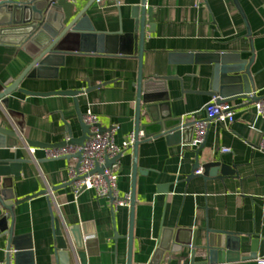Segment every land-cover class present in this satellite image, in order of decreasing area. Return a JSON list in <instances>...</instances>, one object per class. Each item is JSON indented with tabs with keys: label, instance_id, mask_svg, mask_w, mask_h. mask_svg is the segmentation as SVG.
<instances>
[{
	"label": "crops",
	"instance_id": "0c3cea01",
	"mask_svg": "<svg viewBox=\"0 0 264 264\" xmlns=\"http://www.w3.org/2000/svg\"><path fill=\"white\" fill-rule=\"evenodd\" d=\"M29 1V0H28ZM79 8L90 0H76ZM239 3L244 16L237 7ZM152 10L146 18L143 75L172 77L157 86L166 95L163 109L189 121L207 120L203 144H173L164 136L141 142L137 162L140 171L133 182L134 149L126 150L117 163L121 195L135 190V205L112 211L111 201L97 199L93 190L74 193L69 167L75 158L50 159L46 148L32 147L27 140L62 143L68 137L66 123L74 137H81L73 98L70 96H29L15 92L9 109L21 113L15 118L0 104V125L24 123L18 146L0 147V160L14 157L29 160L14 178L16 195L24 200L11 211L15 235L29 236L33 255L22 256L21 264H81L79 259L59 257L62 238L74 242L71 230L96 242L97 253L87 255L86 264H129V236L132 232V264L153 261L165 229L180 231V240L203 245L209 230L238 235V248H224L223 261L209 262L199 248L192 259V246L174 244L159 264H258L264 239V152L259 146L264 135V117L255 102L232 101L233 122L208 120L205 106L214 100L205 94L210 87L214 65L193 60L192 54H235L249 63L254 90L264 96V0H146ZM142 0H96L87 15L96 31L132 33V9ZM246 18V20H245ZM247 21V23H246ZM138 53L132 56L70 52L57 77L25 79L21 86L36 92L81 90L104 84L78 96L83 113L96 114L107 129L117 126L115 141L122 145L135 132ZM32 61L22 47L0 45V81L16 79ZM197 61V62H196ZM181 80L178 79V78ZM184 89V92L182 91ZM168 109V111H167ZM143 114H146L144 112ZM145 118L143 119V122ZM17 129V128H16ZM195 138V133H194ZM35 148L31 154L29 148ZM228 147L230 152L223 153ZM199 150V153L197 152ZM212 161L228 165L231 172L216 176L195 172V166ZM135 186V187H134ZM50 190L52 194L49 195ZM172 234V233H171ZM171 236V235H170ZM251 239L258 240L253 255ZM86 250V249H85ZM13 251L0 237V264ZM219 258V256H218ZM32 259V263H31ZM15 264V261L12 262Z\"/></svg>",
	"mask_w": 264,
	"mask_h": 264
},
{
	"label": "water",
	"instance_id": "95a60500",
	"mask_svg": "<svg viewBox=\"0 0 264 264\" xmlns=\"http://www.w3.org/2000/svg\"><path fill=\"white\" fill-rule=\"evenodd\" d=\"M96 0H90L89 4L79 8L76 0H2L0 2V45H14L22 47L32 58V61L25 70L16 79H10L7 82L0 81V104L6 110V113L15 118L21 116V113L9 109L10 96L19 92L29 96H51L64 95L73 98L75 110L78 116L79 125L81 126V137H74L71 125L66 123L68 140L62 143L48 144L33 140H27L32 147L54 148L64 147L66 145H84L89 137V126L84 122V113L80 109L78 96L87 93L96 88L102 87L106 83L96 86H89L81 90L36 92L28 90L21 86L25 79H48L57 77L59 68L65 64L66 55L72 52L96 53L109 55L132 56L138 53L139 68L137 79V100L135 115V136L136 140L132 147L134 149V167L133 182L135 185L137 173L140 171L137 162L138 147L141 142L150 140L157 136H164L173 144H190L194 139L195 122L186 118L175 117L171 112L163 109V102L168 101L166 95L158 94L157 86L165 85L172 77H150L144 78L143 61H144V44L146 38V18L151 19L150 8H147L146 0H142L140 5L132 9V16L135 19V29L132 33H108L96 31L90 23L87 15L88 9ZM237 7L244 16V13L236 1ZM245 17V16H244ZM246 20V18H245ZM247 23V21H246ZM193 60H208L214 65L213 76L211 77L210 87L205 94L216 98L218 103L232 102L238 99L256 102L264 96L250 97L254 90V81L249 63L240 62L238 55L235 54H192ZM196 61V62H197ZM178 78V77H177ZM179 79V78H178ZM180 80V79H179ZM181 82V80H180ZM182 84V82H181ZM161 87V86H160ZM184 92V89H182ZM168 111V109H167ZM146 112V114H143ZM145 121L143 122V119ZM208 120H212L208 118ZM15 127H5L0 125V147H16L21 139V133L24 129V123L16 120ZM143 131V136L139 133ZM199 153V150H197ZM123 153L115 158L106 159L104 166L97 167L94 172L102 173L105 168L112 167L118 162ZM78 161L82 159V153L78 152L74 156ZM29 160L14 157L11 159L0 160V237L5 236L7 247L13 253L8 256L7 261L2 264L22 263V256L29 255L32 257V243L29 236L15 235L13 223L9 224L11 211L24 200H30L38 195L46 194V191L37 195L27 196L20 199L16 195L14 188V178L21 175L22 165ZM195 172L202 169L200 174L216 176L219 171L222 173L231 172L228 165L221 161H212L195 166ZM72 182L67 183L71 185ZM135 187V186H134ZM135 205V190L132 192V212ZM115 216V210L112 207ZM54 226L57 235L61 239L60 249L64 250L59 253V257L66 260L67 256L79 259L81 264H86L87 255L97 253L94 247L96 242L91 238H83L78 233V228L71 230L74 239L72 244L66 243L62 238V230L58 219L53 215ZM172 233V234H171ZM175 229H165L160 239L158 248L154 254L153 261L149 264H159L164 254L170 250H179L181 244L192 246V259L197 249L206 250L209 262L224 260L223 249H231L233 245L238 248V243L242 239L238 235L223 231L209 230L205 243L199 246L196 244V235L191 241L180 240V231ZM171 235V236H170ZM129 264H132V232L129 236ZM251 245L256 252L258 240L251 239ZM86 249V250H85ZM219 256V258H218ZM32 263V259H31Z\"/></svg>",
	"mask_w": 264,
	"mask_h": 264
},
{
	"label": "built area",
	"instance_id": "2783aa9c",
	"mask_svg": "<svg viewBox=\"0 0 264 264\" xmlns=\"http://www.w3.org/2000/svg\"><path fill=\"white\" fill-rule=\"evenodd\" d=\"M2 0H0L1 2ZM258 96L257 91H253L250 97ZM249 102V100H247ZM257 113L259 116L264 117V98L255 102ZM207 117L216 121L233 122L235 120L234 105L231 102L218 103L216 98L205 106ZM84 122L89 126V137L85 141L84 145H66L64 147L46 148V157L50 159L63 158L66 156H74L78 152L82 153L81 161L77 159L76 163H73L69 167V176L71 186L75 194H79L84 190H93L97 199H108L111 201V207L117 210L120 207H131L132 194L127 193L121 195L118 182L119 173L117 170V163L112 167L105 168L102 173L94 172L97 167L104 166L106 159H112L126 150L131 149L135 143V132L132 133L122 145H118L115 141V133L117 126L111 125L107 129H102L99 117L91 111H87L83 115ZM195 138L191 145L193 147H199L203 144L207 133L208 123L207 120H195ZM143 131L139 133L142 137ZM68 140V137L67 139ZM260 150L264 152V135L262 142L259 146ZM29 151L34 154L36 149L30 147ZM231 149L225 147L222 149L223 153L230 152ZM202 169L197 170V173H201ZM52 194L50 190L49 195ZM258 264H264V239L262 253L257 257Z\"/></svg>",
	"mask_w": 264,
	"mask_h": 264
}]
</instances>
